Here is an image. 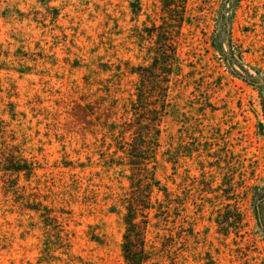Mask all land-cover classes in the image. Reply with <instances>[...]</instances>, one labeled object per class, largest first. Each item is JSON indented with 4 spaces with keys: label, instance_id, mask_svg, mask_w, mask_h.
<instances>
[{
    "label": "rangeland",
    "instance_id": "rangeland-1",
    "mask_svg": "<svg viewBox=\"0 0 264 264\" xmlns=\"http://www.w3.org/2000/svg\"><path fill=\"white\" fill-rule=\"evenodd\" d=\"M44 1L0 0V164L12 155L34 167L0 176V264H126L125 207L151 178L160 190L136 212L144 264H264L244 196L264 179V99L210 47L225 0H187L180 28L161 0ZM162 28L174 34L178 75L154 65ZM231 38L264 74V0H240ZM142 86L151 109L167 86L169 107L138 125L127 108ZM133 149L147 159L135 173ZM227 203L241 219L220 229ZM33 205L47 208L46 228Z\"/></svg>",
    "mask_w": 264,
    "mask_h": 264
},
{
    "label": "trees",
    "instance_id": "trees-1",
    "mask_svg": "<svg viewBox=\"0 0 264 264\" xmlns=\"http://www.w3.org/2000/svg\"><path fill=\"white\" fill-rule=\"evenodd\" d=\"M38 1L42 4L46 3L44 0ZM239 2L240 0H225L219 5L218 9H216L215 15L212 19L214 22V28L210 35L209 44L213 51L218 55L217 59L219 64L224 66L232 76L251 86L258 87L261 91L262 98L264 99V74L258 69H252L253 72H250V68L246 67L243 63L242 51L238 46L235 45L231 38V26L233 24L235 12ZM186 3L187 0H161L162 8L166 12L167 16L174 24H177L175 26L179 28L184 21L188 20L187 17H185ZM135 9L138 10L139 7L136 5ZM151 28L152 29L147 28L145 31V36L150 39L152 30L156 28L154 23L151 24ZM143 33V31L139 33L138 36L140 39L143 37ZM159 33L160 39L157 40L156 46L153 49L154 65H161V68L165 70V73H167L166 75L172 73L175 66L177 69L176 75H178L180 72V67L178 64V56L176 55L177 48L175 46V40L173 39L174 34H172L170 30L168 31L164 28H162ZM164 79L167 82V79ZM144 94L143 86L142 88H138L136 91V98L130 103V108H127L128 116L130 117L131 114L134 118H136L139 121L138 125L143 124L142 119H145L151 123V121L156 120L157 116H162L165 114L167 107H169V102L167 101V86L157 90V94H159L161 98L157 104H153V107L156 105L158 106L154 107L153 109L148 107L151 106L150 101H148ZM148 112L153 113L154 116H151L152 119H146ZM133 121L134 120H132V122ZM259 128L261 129V134L264 137V133H262L264 129L261 123H259ZM119 135L122 136L123 132L121 131ZM151 138L152 130L147 135V139L149 141ZM125 144L126 142L122 146ZM141 148L145 147L143 146ZM126 154L127 155H125V158L127 159V163L131 168V172L135 173L138 170H142L140 167L143 166L144 160L146 159V157L143 156L144 154L141 155L142 152L136 149L128 150ZM1 156V160L3 159L5 162L0 164V172H3V175H0L1 177H5V174H9V176L13 177V174L18 176L20 173L26 175L33 173L34 167L31 166V163L26 159L15 158L12 155H9L8 158L3 155ZM141 183H139V185L136 187L137 189L141 187ZM154 187L160 190L153 178L147 179L142 186L143 190H145V194L142 195V198L138 199V197L136 201L137 203L135 205L132 203L135 201H132V204H130L128 207H125L126 213L123 217L125 230L122 236L121 254L124 263L126 264L151 263L149 261L150 252L146 249L144 227H140L139 223L136 222V212L141 208H150L146 203L150 201ZM224 190H227L226 199L232 200V198H228V196H233V192L228 187H226ZM162 192L165 196L166 191L164 190ZM244 196L247 199V202H249L251 216L255 221V227L258 233L264 237V179H262L261 184L249 186L244 192ZM144 198H146V203H144ZM30 210L39 215L40 223L46 228L45 222L47 218V208L45 206L41 207L33 205L30 207ZM239 219H241V213L239 212L237 205H230L227 203L223 212H218L215 222L220 229H224L236 224Z\"/></svg>",
    "mask_w": 264,
    "mask_h": 264
}]
</instances>
